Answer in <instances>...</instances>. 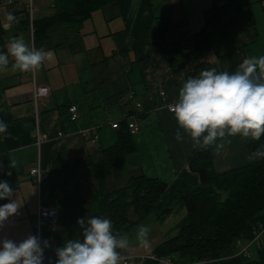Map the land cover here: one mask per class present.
I'll list each match as a JSON object with an SVG mask.
<instances>
[{
	"label": "crops",
	"instance_id": "1",
	"mask_svg": "<svg viewBox=\"0 0 264 264\" xmlns=\"http://www.w3.org/2000/svg\"><path fill=\"white\" fill-rule=\"evenodd\" d=\"M250 1L258 32L255 42L249 40L253 32L233 26L229 0H115L96 11L78 34L66 38L62 30L49 28L48 40L37 44L31 24L55 15L53 0H34L33 17L24 3L0 0V52H7L13 37H23L30 46L53 53V60L37 71L16 70L11 57L0 71V121L8 125L7 132L0 134V181L9 183L12 199L21 204L18 213L0 225V240L39 237L35 227L39 208L55 209L59 222L44 221L39 238L49 244L43 264H56V249L67 240L82 238L77 220L96 216L101 197L141 176L168 186L141 224L149 228L148 244L155 250L177 238L190 223L183 199L200 187L201 179L189 165L198 148H193L187 134L180 142L174 138L178 125L169 107L182 83L201 70L215 67L232 72L245 59L264 56V0ZM215 8L221 10L219 29L231 30L215 35L211 48L199 52L196 38L206 29V14ZM9 14L15 22H9ZM40 87H49L51 95L36 102L35 89ZM137 103L142 109L136 108ZM73 106L79 111L76 123L70 119ZM135 114L140 115L141 129L133 137L135 152L123 166L100 177L96 167L118 141L112 126ZM94 128L99 129L98 141L79 134ZM37 131L47 140L40 150L35 145ZM60 132L65 137L58 138ZM228 139L231 143L219 155L210 148L217 174L251 163L247 157L253 140ZM10 160L16 161V168L10 167ZM39 162L40 185L31 176ZM8 202L0 200V205ZM261 219L264 211L256 217ZM255 226L245 230L242 245L250 244ZM138 227L127 235L129 245L121 250L123 256L144 254L145 246L137 240ZM240 253L236 244L209 262L202 263L195 252L176 253L169 261L243 264Z\"/></svg>",
	"mask_w": 264,
	"mask_h": 264
},
{
	"label": "trees",
	"instance_id": "2",
	"mask_svg": "<svg viewBox=\"0 0 264 264\" xmlns=\"http://www.w3.org/2000/svg\"><path fill=\"white\" fill-rule=\"evenodd\" d=\"M115 0H53L55 15L51 18L35 21V42L47 41L45 35L49 28L62 30L66 38L78 34L83 24L92 15ZM234 13L233 26L253 32L251 42L258 37L256 20L250 0H229ZM220 9H213L206 14V29L196 38L199 52L212 46L213 37L231 29H219ZM3 34L0 23V35ZM70 34V35H69ZM118 132V141L105 153L103 162L96 167L100 177L110 175L117 167L124 165L126 158L135 152L134 135L131 134L127 121L122 122ZM260 141H252L250 153ZM191 170L198 174L201 185L183 199L188 210L190 223L181 234L154 250L161 261L170 259L181 252H195L202 263L227 247H235L243 233L264 219L256 217L264 211V160L251 162L249 165L217 174L213 167L209 149H198L189 160ZM168 190L161 180L145 176L133 177L126 188L104 195L99 203L96 216L105 215L113 222V228L121 234H131L155 210L157 203ZM101 214V215H100ZM145 264H161L148 260ZM243 264H264V248L256 251V258L245 259Z\"/></svg>",
	"mask_w": 264,
	"mask_h": 264
},
{
	"label": "clouds",
	"instance_id": "3",
	"mask_svg": "<svg viewBox=\"0 0 264 264\" xmlns=\"http://www.w3.org/2000/svg\"><path fill=\"white\" fill-rule=\"evenodd\" d=\"M9 22L16 18L9 14ZM20 72L39 70L45 62L53 60V53L30 46L23 37H13L7 52H0V71L9 65ZM170 110L177 122L175 139L183 141L187 134L193 148L214 147L217 155L230 144L229 137L260 141L264 137V56L245 59L232 71H218L215 67L201 70L188 77L178 90ZM8 125L0 121V134ZM247 159L264 160V144H259ZM16 168V161L10 160ZM7 175H11L8 172ZM13 188L7 181H0V225L18 213L21 204L13 200ZM82 238L67 240L56 249V264H124L121 254L129 245L127 234L114 230L110 218L82 217L77 220ZM149 228L139 226L137 240L148 244ZM43 243V246H42ZM48 241L41 242L36 235H29L20 242L0 240V264H43Z\"/></svg>",
	"mask_w": 264,
	"mask_h": 264
},
{
	"label": "built area",
	"instance_id": "4",
	"mask_svg": "<svg viewBox=\"0 0 264 264\" xmlns=\"http://www.w3.org/2000/svg\"><path fill=\"white\" fill-rule=\"evenodd\" d=\"M9 3H24L29 11V14L31 17H33V13L35 11L34 8V0H8ZM31 31L32 35L34 37V26L33 23L31 24ZM51 95V90L49 87H40L35 89V101L40 102L46 98H48ZM161 97H165V93L161 94ZM137 109H142V105L140 103L136 104ZM171 107H169L170 109ZM171 111V110H170ZM172 112V111H171ZM70 116H71V122L76 123L79 120V111L76 106H73L70 108ZM125 121H127L129 125V129L131 131L132 135H136L140 132V115H130L128 116ZM121 123H116L112 127L113 129H118L119 125ZM99 129H89L85 131H80L79 134L84 137L87 140H99ZM58 138L65 137L63 132L58 133ZM47 142L45 137L37 131L35 135V145L40 150L42 146ZM31 176L34 179V181L40 185L41 180L43 178V170L41 166V162L38 163L37 167L34 168L31 171ZM51 221L53 224H57L60 220V214L55 209H47V208H39V211L37 213L36 219H35V227L37 230V234L40 237L41 236V227L42 223L44 221ZM237 246L241 248L240 257L245 259H252L251 249H254L255 251H259L260 249L264 248V223H260L255 226L254 228V235L253 238L248 246H244L241 243V240L237 242ZM125 261L124 264H145L148 260L152 261H158L161 264H171L169 259L165 261H161L157 258V256L154 253V248L152 244H147V246L144 247V254L142 255H129L124 256Z\"/></svg>",
	"mask_w": 264,
	"mask_h": 264
},
{
	"label": "rangeland",
	"instance_id": "5",
	"mask_svg": "<svg viewBox=\"0 0 264 264\" xmlns=\"http://www.w3.org/2000/svg\"><path fill=\"white\" fill-rule=\"evenodd\" d=\"M252 258H256V251L254 249H251Z\"/></svg>",
	"mask_w": 264,
	"mask_h": 264
}]
</instances>
